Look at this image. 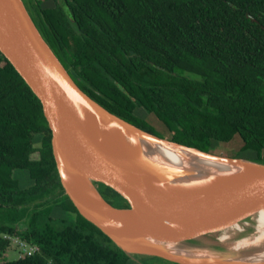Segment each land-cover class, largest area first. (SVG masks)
Here are the masks:
<instances>
[{
  "label": "trees",
  "instance_id": "obj_1",
  "mask_svg": "<svg viewBox=\"0 0 264 264\" xmlns=\"http://www.w3.org/2000/svg\"><path fill=\"white\" fill-rule=\"evenodd\" d=\"M30 5L80 88L110 112L158 135L137 115L143 103L172 141L213 152L237 139L232 157L264 163V0ZM100 192L133 206L109 186ZM5 234L40 251L0 264H136L64 192L43 105L0 52V260L12 246Z\"/></svg>",
  "mask_w": 264,
  "mask_h": 264
},
{
  "label": "water",
  "instance_id": "obj_2",
  "mask_svg": "<svg viewBox=\"0 0 264 264\" xmlns=\"http://www.w3.org/2000/svg\"><path fill=\"white\" fill-rule=\"evenodd\" d=\"M0 52L43 105L64 192L132 261L264 264V246L201 240L264 210L263 162L183 145L110 112L79 87L24 0H0ZM100 184L133 206H114Z\"/></svg>",
  "mask_w": 264,
  "mask_h": 264
},
{
  "label": "bare ground",
  "instance_id": "obj_3",
  "mask_svg": "<svg viewBox=\"0 0 264 264\" xmlns=\"http://www.w3.org/2000/svg\"><path fill=\"white\" fill-rule=\"evenodd\" d=\"M160 156L165 159L168 158L167 160L176 165H186L185 160H180L178 155L171 153L169 150L162 149ZM218 232L222 233L216 240L222 244L233 243L235 244L233 245L234 248H240L239 246L250 247L255 244V246L264 245V210L256 212L249 219L228 224L225 228L219 229ZM203 238L212 242L211 238L207 236Z\"/></svg>",
  "mask_w": 264,
  "mask_h": 264
},
{
  "label": "rangeland",
  "instance_id": "obj_4",
  "mask_svg": "<svg viewBox=\"0 0 264 264\" xmlns=\"http://www.w3.org/2000/svg\"><path fill=\"white\" fill-rule=\"evenodd\" d=\"M149 121H152V125L156 126L157 130L160 133H162L163 135H165L166 137L170 138L172 136V134L170 132H168L166 127L161 122H159L154 115H151L149 117ZM236 137L239 138L238 136H236ZM242 145L243 144L241 141L238 142V140L235 139L231 143H221L220 145L219 144L215 145L212 149H213V152L215 154L232 156V155L236 154L241 149ZM263 158H264V156H263ZM18 228H19V230H22L20 227H18ZM221 233L222 232L214 233L211 236L208 235L207 237L211 238V240L216 243V241H217L216 238H218L221 235ZM201 240L206 241L204 238H201ZM206 242H208V241H206ZM18 257H19V252L11 247L4 254V256L0 260V262L16 260V259H18ZM140 258H142V257H140ZM140 260L142 261V259H140Z\"/></svg>",
  "mask_w": 264,
  "mask_h": 264
},
{
  "label": "flooded vegetation",
  "instance_id": "obj_5",
  "mask_svg": "<svg viewBox=\"0 0 264 264\" xmlns=\"http://www.w3.org/2000/svg\"><path fill=\"white\" fill-rule=\"evenodd\" d=\"M24 2H25V4H26L28 10L30 11V13H31V15H32V17H33V19H34L33 12L31 11V10H33V9H32V7H31V5H30L31 0H24ZM34 21H35V20H34ZM63 65H64V64H63ZM66 68H67V70L69 71L70 75L73 77V79H74V80L76 81V83L78 84L77 81L80 82L81 80H80V78H79V79L77 78L78 75L74 72L73 68H72V67H69V66H67ZM76 79H77V80H76ZM78 85H79V84H78ZM79 87H80V86H79ZM98 94H99V92H98ZM132 99L135 100L133 97H132ZM135 101H136V100H135ZM139 104H140V106L137 107V109H136L138 117H139V118L143 117V118L145 119V121L151 125V127L155 130V132L158 133V136L162 135V136L166 137L165 135H163L162 133H160V132L157 130L156 126H153V125H152V121H149V117H150L151 115H154V116H155V114H154V113H149V112L147 111L148 108H147L143 103H139ZM155 117H156V116H155ZM156 119H157L159 122H161L157 117H156ZM127 121H128V120H127ZM161 123H162V122H161ZM162 124H163V123H162ZM165 127H166V126H165ZM166 129H167V127H166ZM167 130H168V129H167ZM168 132H169V131H168ZM170 133H171V132H170Z\"/></svg>",
  "mask_w": 264,
  "mask_h": 264
},
{
  "label": "built area",
  "instance_id": "obj_6",
  "mask_svg": "<svg viewBox=\"0 0 264 264\" xmlns=\"http://www.w3.org/2000/svg\"><path fill=\"white\" fill-rule=\"evenodd\" d=\"M5 238L9 239L11 241V247L19 252V257L21 258L23 256H31L35 254L36 252L40 251L39 246L29 244L28 242L22 240L17 234L10 236L9 234H5Z\"/></svg>",
  "mask_w": 264,
  "mask_h": 264
},
{
  "label": "crops",
  "instance_id": "obj_7",
  "mask_svg": "<svg viewBox=\"0 0 264 264\" xmlns=\"http://www.w3.org/2000/svg\"><path fill=\"white\" fill-rule=\"evenodd\" d=\"M18 236H19V235H18ZM260 246H264V245H258V246H255V247H260ZM250 247H252V246H250ZM250 247H249V248H250ZM236 249H237V248H236Z\"/></svg>",
  "mask_w": 264,
  "mask_h": 264
}]
</instances>
